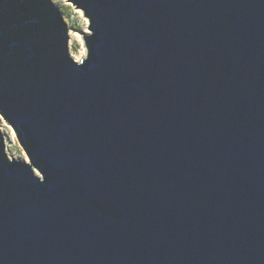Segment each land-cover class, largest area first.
<instances>
[{
    "label": "water",
    "instance_id": "1",
    "mask_svg": "<svg viewBox=\"0 0 264 264\" xmlns=\"http://www.w3.org/2000/svg\"><path fill=\"white\" fill-rule=\"evenodd\" d=\"M0 0V264H264V0Z\"/></svg>",
    "mask_w": 264,
    "mask_h": 264
},
{
    "label": "rangeland",
    "instance_id": "2",
    "mask_svg": "<svg viewBox=\"0 0 264 264\" xmlns=\"http://www.w3.org/2000/svg\"><path fill=\"white\" fill-rule=\"evenodd\" d=\"M60 10L69 29V52L75 61H79L86 55V48L82 40V34L88 33V20L83 13L66 0H53ZM0 129L4 136L6 153L14 159L28 162V158L20 147L16 136L4 120L0 117Z\"/></svg>",
    "mask_w": 264,
    "mask_h": 264
}]
</instances>
